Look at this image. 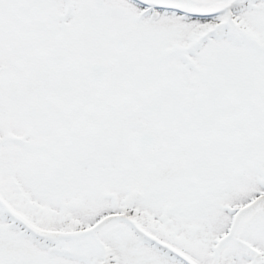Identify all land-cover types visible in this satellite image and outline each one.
I'll return each mask as SVG.
<instances>
[{
    "label": "snow or ice",
    "instance_id": "obj_1",
    "mask_svg": "<svg viewBox=\"0 0 264 264\" xmlns=\"http://www.w3.org/2000/svg\"><path fill=\"white\" fill-rule=\"evenodd\" d=\"M0 264H264V0H0Z\"/></svg>",
    "mask_w": 264,
    "mask_h": 264
}]
</instances>
